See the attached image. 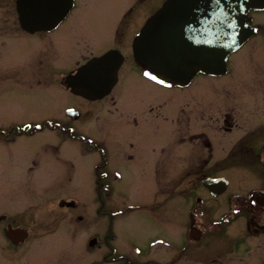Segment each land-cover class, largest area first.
Instances as JSON below:
<instances>
[{"label":"rangeland","instance_id":"obj_1","mask_svg":"<svg viewBox=\"0 0 264 264\" xmlns=\"http://www.w3.org/2000/svg\"><path fill=\"white\" fill-rule=\"evenodd\" d=\"M11 1L0 0V14L6 21L0 26V31L5 32L0 34V131H10L14 124L57 120L70 127L74 134L105 146L111 157L107 168L116 176L109 183L112 191L108 203L117 205L121 212L112 222L116 250L119 253L126 251L131 264H186L184 255L192 253L190 249H184L187 243L179 227L171 228V224L158 222V213H155L156 218L139 205L131 204L146 201L151 195L152 179L148 181L133 170L142 166L139 156L144 158L146 151H138L137 159L132 162H122L120 158L125 149L129 150V143L138 150L139 145L151 142L146 130L143 129V135H140L133 124H126L120 117H109L106 101L88 102L66 91L58 82L60 74L89 54L98 56L110 49H119L125 56L129 54L134 34L157 0H76V8L70 17L48 37H42L40 33L28 36L9 32L13 26L12 18L7 17L12 14ZM257 18L255 25L260 26V32L231 57L229 67L233 72L218 82L217 78L200 76L198 83L181 94L183 101L176 107L181 117V107L185 111H196L202 106L192 102L195 94L202 100H215L208 89L211 85H216L219 100L223 99L226 105L241 104L247 80L251 81L254 76L251 70L257 68L264 74V13ZM120 36L124 39L122 43L118 42ZM123 72L118 88L122 103L139 93L143 99L147 97L148 102L142 106V113L148 111L150 105L160 107L159 104L170 106L173 103L167 94L160 92L165 89L145 84L129 65L123 66ZM260 77L264 79V75ZM236 80L241 82L236 83ZM189 96L193 99L186 104ZM65 108H75L82 115L76 120H68L62 115ZM224 111L228 110L206 108V112L213 113V122L218 127ZM166 116L177 117L176 114ZM168 123L175 133L171 143H179L183 123L173 122V119ZM165 126L164 121L156 124L159 140L164 137ZM231 138L234 136L230 135L229 141ZM174 147L179 150L176 153L182 152L183 145L175 143ZM98 159V154L88 150L85 142L72 140L66 133L56 130L43 129L31 135L15 132L0 135V213H7L12 222L30 232L28 242L6 259L0 244V264H113L106 262L108 259L104 261L107 248L102 239L107 221L96 214L94 167ZM238 168L236 173L227 172L233 180V190L245 187L251 180L245 169ZM223 170L226 171L225 166ZM158 173V189L166 190L169 168L160 167ZM69 198L76 202L77 208L61 209L58 202ZM122 201L127 203L121 206ZM169 209L164 207L166 215ZM216 228L213 227L214 244H209V250L223 244L222 240L215 242ZM93 235L98 237L99 243L89 247L88 241ZM158 238L171 243L175 253L167 254L164 246L155 245L153 240ZM205 242L207 239L202 244ZM137 249L139 253L134 254Z\"/></svg>","mask_w":264,"mask_h":264},{"label":"flooded vegetation","instance_id":"obj_2","mask_svg":"<svg viewBox=\"0 0 264 264\" xmlns=\"http://www.w3.org/2000/svg\"><path fill=\"white\" fill-rule=\"evenodd\" d=\"M161 1L152 2L154 4L143 21L155 12ZM16 3L17 0L11 1L12 14L7 17L12 18L13 26L8 31L28 36L40 33L39 35L42 37H48L59 29L76 8V0H73L72 6L55 29L48 32L28 33L18 23ZM2 7H5V4ZM129 10H132V8H129ZM1 16L2 14H0V26H3L2 24L6 21ZM3 33L5 32L1 30L0 34ZM256 35L251 37V40ZM123 40V37H118V42L122 43ZM117 50L123 55V62L118 69L117 82L110 93L99 101H106L109 117H120L126 124H133L140 131V135H143V129H145L151 138L149 144L139 145L138 150L133 143H129V150L125 149L122 153L124 158H120L122 162H132L137 159L138 151H146L144 158L139 156V162L142 164V166H139L140 169L134 167L133 170L136 175L139 172L148 181L152 179L151 195L146 201L131 204L139 205V208L145 209L150 216H155V213H158L160 216L158 222L171 224L173 226H170L171 228L176 225L179 227L180 232L183 233L184 242L187 243L184 249H190L192 253L187 252L184 255L186 264L191 263V261L194 264H264V79L260 77L264 74L257 68L251 70L252 73L254 72V76L251 81L247 80L240 105H226L227 103L223 99L219 100L216 85H211L208 89L215 100H202L197 97V94H195L194 99L189 96L186 104L189 103L190 99H193L192 102H199L202 106L196 111H185L181 107L180 109L183 111L181 117L176 111L178 103L182 102L184 98L181 94L188 91L194 83H198L197 78L203 75L197 74L183 87L160 84L149 76L146 77L133 64L129 54L125 56L119 49ZM232 56L228 59L226 73L221 77H215L217 78L216 82L233 72L229 67V65L231 66ZM92 57L93 55L89 54L80 63L69 68L66 74L74 72ZM125 65L132 67V70L138 74L140 79H143L142 81L145 84L165 89V91L160 92L167 94V97L172 99L173 103L170 106L159 104L161 110L160 107L148 104L150 105L149 110L143 113L142 106H145L144 104L148 102H146L147 97L144 99L141 97V93L137 94L138 96H129V99L125 100L126 103H122L121 96H119L122 94L118 88L121 76L125 73L123 72V66ZM129 71L135 74L131 70ZM58 82L69 92L64 85L62 74H60ZM235 82L241 81L236 80ZM200 87H203V85H200ZM174 93H178V96H173ZM194 107L197 106L194 105ZM206 108L215 111L228 110L230 112L224 111L222 113V119L219 117L220 121L217 123L218 127L213 122L211 115L213 113L206 112ZM228 108H231V110ZM68 109L74 108H67L62 111V115L67 118L66 112ZM143 114L146 116H143ZM175 114L177 117L172 118L173 122L183 123L184 127L183 136L179 139V143H171L172 135L175 136V133L172 132L174 128L168 123L172 119L166 116ZM159 121L166 123L164 137L160 140L157 132H155L156 124ZM208 126L217 127L208 128ZM230 135L234 136L231 141H229ZM175 143L183 145L181 153H176L179 150L174 147ZM87 145L88 150L91 152H98V162L100 165L103 164V166H99V173H96L97 166L94 167L95 183L99 184L94 188V192L95 197L97 195L99 199H104V213L112 221L111 212L113 210L118 211V207L117 205L115 207L114 205L111 206L108 203L112 191L109 183L116 178L115 175H112V170L107 168V163L111 157H108L109 151L102 144L92 141ZM224 163L227 164L223 165ZM224 166L226 171L223 170ZM160 167L169 168L166 190L158 189V168ZM238 167L245 169V172L251 175V180L245 187L233 190V180L227 172L236 173L239 170ZM97 187L101 191L98 192ZM147 195H149L148 192ZM126 203L122 201L121 206ZM164 207H170L167 215L163 210ZM161 210L163 213H161ZM11 218L5 212L0 213V244L3 245L1 250L4 259L7 258V255L15 254V251L24 246L30 238L29 230L15 224L11 221ZM214 226H217L215 229L217 232L216 237H214L215 242L222 240L223 244L218 245L219 247H211V250H209V244H214L212 241ZM16 227L27 230L28 237L23 241L18 239L19 237L14 231ZM204 239H207V242L202 244ZM16 241L19 242L15 243ZM153 243L157 244L158 247L164 246L167 249V254L175 253L172 250L174 246L171 243L159 238L153 240ZM195 252L199 253L198 256L201 259L198 258ZM246 252H248V255H244ZM122 255L126 257L128 253L124 251Z\"/></svg>","mask_w":264,"mask_h":264},{"label":"water","instance_id":"obj_3","mask_svg":"<svg viewBox=\"0 0 264 264\" xmlns=\"http://www.w3.org/2000/svg\"><path fill=\"white\" fill-rule=\"evenodd\" d=\"M64 1L69 4V0ZM263 8L264 0H164L157 12L146 20L133 41L134 61L143 70L150 71L151 69L146 67L150 61L145 59L143 54L161 52L173 62L186 66V71L166 80V83L170 84H184L198 71L208 74L221 73L224 71L227 54L237 49L253 31L248 11ZM17 11L21 27L33 32L55 27L66 8L61 5L59 11L52 12L45 10L37 0H17ZM41 14H44V18L38 21L37 17ZM200 14L210 15L212 23L197 21ZM200 28L204 34H179L180 31L199 32ZM207 49L212 51L206 52ZM110 54H115L119 62L106 84L87 92L74 89L71 81L79 67L74 74L65 77L67 87L74 94L87 99L105 96L116 81L117 69L121 63V57L116 52H107L101 57ZM101 57L93 58L87 63ZM94 242V239L91 240L89 245Z\"/></svg>","mask_w":264,"mask_h":264},{"label":"snow or ice","instance_id":"obj_4","mask_svg":"<svg viewBox=\"0 0 264 264\" xmlns=\"http://www.w3.org/2000/svg\"><path fill=\"white\" fill-rule=\"evenodd\" d=\"M37 3L45 10H51L52 12L59 11L61 6V0H37ZM43 18L44 14H41L37 17V20L39 21ZM201 20L209 24L212 23L210 15H198L197 21ZM211 51V49L206 50V52ZM143 55L145 59L150 61L146 67L151 69L150 71L146 70L144 75L150 76L152 80L158 81L160 84H164L170 76L187 70L186 66L173 62L161 52H149ZM118 62L119 58L115 54H110L109 56H104L98 60L84 64L78 69L76 75L73 76L71 81L72 87L85 92L102 87L115 72ZM68 111L71 112L72 109H68Z\"/></svg>","mask_w":264,"mask_h":264},{"label":"trees","instance_id":"obj_5","mask_svg":"<svg viewBox=\"0 0 264 264\" xmlns=\"http://www.w3.org/2000/svg\"><path fill=\"white\" fill-rule=\"evenodd\" d=\"M48 124L47 123H43L40 127L42 128V127H45V126H47ZM33 131V129L32 128H30V129H28L27 131H26V133H30V132H32ZM16 133H19V131H17Z\"/></svg>","mask_w":264,"mask_h":264}]
</instances>
